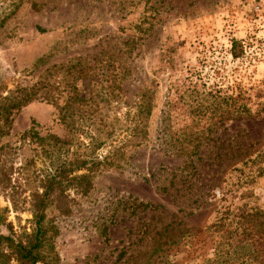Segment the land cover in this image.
Listing matches in <instances>:
<instances>
[{"label": "rangeland", "instance_id": "obj_1", "mask_svg": "<svg viewBox=\"0 0 264 264\" xmlns=\"http://www.w3.org/2000/svg\"><path fill=\"white\" fill-rule=\"evenodd\" d=\"M232 40L242 51L236 58ZM75 57L95 77L76 79ZM47 67L49 82L61 80L58 104L94 98L100 83L109 85L124 69L101 126L119 137L138 93L150 87L153 99L142 143L115 152L112 165L91 174L87 193L62 185L51 192L36 264H147L157 233L181 227L190 240L165 247L151 264L256 263L235 245L244 228L252 247H264V0H0V95L30 86ZM227 95L237 100L225 103ZM239 102L247 113L226 117ZM9 116L0 135V264H19L4 237L25 239L52 157L69 155L82 134L41 97ZM207 128L216 139L199 148L210 147L196 161L199 174L185 177L186 161L164 148L161 129L169 135ZM29 130L71 145L37 144L24 135ZM231 144L247 148L223 156Z\"/></svg>", "mask_w": 264, "mask_h": 264}, {"label": "trees", "instance_id": "obj_2", "mask_svg": "<svg viewBox=\"0 0 264 264\" xmlns=\"http://www.w3.org/2000/svg\"><path fill=\"white\" fill-rule=\"evenodd\" d=\"M124 43V42H123ZM125 44V43H124ZM242 53L241 47L236 40H232L229 48V54L232 58L240 56ZM75 63V75L76 79L78 78H88L89 76L95 77V74L92 73L90 67L85 66V61L83 58L75 57L73 58ZM120 62V61H118ZM109 64H103L101 67H98L99 75H106L105 71H101L105 66ZM62 63L59 64V67H62ZM52 67V66H51ZM105 69V68H104ZM127 68L125 69V71ZM50 67L44 69L41 73L39 79H37L30 86H17L14 90L7 92L5 95H0V135L5 132V128H8V125L11 121L9 116L11 110L17 109L20 105L25 102L30 101L32 98L41 97L48 102H51L54 107L57 109V119L61 123L69 124L71 130L75 133L82 134L79 137L80 139H75L72 148L73 150L69 155L60 156L59 154L52 157L50 161L51 167L47 169L42 177V189L39 193L35 194V205L31 210V221L32 227L29 233H26L24 240H15L11 237L5 236V239H8V245L12 248L15 255V259L19 264H36L41 259L40 248L44 241V228L42 225L43 220V209L46 206V201L49 198V195L52 191L59 188L61 185L63 188L65 186L72 187L77 191V193L85 194L89 190L90 181L89 177L97 169L104 166H110L113 163L114 156L116 153L121 154L123 152L122 147L126 144H140L147 137V120L151 113L152 99H153V90L150 87L143 88L138 95L133 100L132 111L129 110L126 113L125 120L126 125L123 129L124 134L122 137L113 131H104L101 126L106 120V108L111 104V102H117L118 92H119V80L125 75L123 69V75H111L112 80L109 85H99V93H95L94 98L89 95H84L80 97L75 95L71 100H66L62 104L56 103L59 95L61 94V80H56L49 82L47 77ZM120 71V69H119ZM80 76V77H79ZM115 76L117 81H115ZM73 90H77L75 84L72 86ZM80 89H78L79 91ZM53 91H56L57 95ZM214 100L216 97H213ZM222 100L225 102L237 100L230 95L223 96ZM215 102V101H213ZM225 102V103H226ZM101 104V105H100ZM198 112L203 113V106L199 103L197 105ZM67 108H71V111L67 112ZM106 109V110H103ZM215 110V108H213ZM247 113L248 108L245 103L239 102L235 109H226V117L229 112ZM130 112V113H129ZM75 114V115H72ZM198 130V131H187L182 133H168L162 132L161 129V139L164 144V148L170 152V154L177 157H181L186 162L183 164V168H186L185 177L192 176L193 174H199L200 163H196L197 160L201 157L207 158L209 151V146L203 150L202 153H199V148L206 142L215 141L216 137H212V132L210 130ZM25 136L33 137L37 144L51 143L52 146L60 148V146L70 147L71 142L69 140L60 139L53 135H44L38 136L37 133L33 130L24 132ZM102 135L104 137H102ZM100 136V137H99ZM82 146L83 150L78 151V147ZM105 148V153H98L95 150ZM247 145H236L232 144L223 151V156L228 154L232 155L234 152H239L245 150ZM2 149V144L0 145ZM67 150H65L66 152ZM116 152V153H115ZM212 154V153H211ZM209 154V155H211ZM214 156L218 157L217 153H214ZM205 166H208L206 163ZM220 164H216L215 168L218 169ZM213 170L212 175H216L217 171ZM12 187V186H11ZM141 208H146L150 206L149 203H138ZM252 217V215H245ZM245 219V218H244ZM248 220V217H247ZM246 230L243 228L241 232V237L238 239L235 247L239 250H242V253L247 256H251V262H256L255 264H264V247L262 244H258L259 247H252V242L247 240V233H244ZM186 233V234H185ZM193 236L189 232L187 227H181L175 232H168L164 234L163 232L157 233V242L156 245L151 249L147 264H151V260L157 263L158 259H161V251L166 247H169L172 244L175 245H185ZM161 238V239H160ZM250 239V238H249ZM256 246V245H254ZM165 262V260H163ZM247 264L246 262L239 261L237 264ZM253 264V263H252Z\"/></svg>", "mask_w": 264, "mask_h": 264}]
</instances>
